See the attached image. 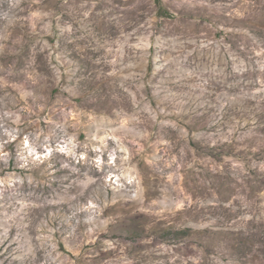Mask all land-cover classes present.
Masks as SVG:
<instances>
[{"label":"rangeland","instance_id":"obj_1","mask_svg":"<svg viewBox=\"0 0 264 264\" xmlns=\"http://www.w3.org/2000/svg\"><path fill=\"white\" fill-rule=\"evenodd\" d=\"M0 264H264V0H0Z\"/></svg>","mask_w":264,"mask_h":264}]
</instances>
